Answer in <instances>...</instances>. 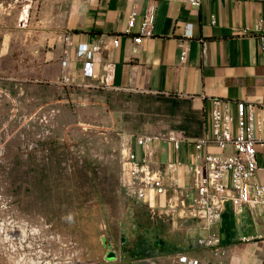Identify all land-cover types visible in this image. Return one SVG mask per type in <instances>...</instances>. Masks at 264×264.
<instances>
[{
  "label": "rangeland",
  "instance_id": "374dc122",
  "mask_svg": "<svg viewBox=\"0 0 264 264\" xmlns=\"http://www.w3.org/2000/svg\"><path fill=\"white\" fill-rule=\"evenodd\" d=\"M21 18V0H0V264H145L181 224L126 194L123 150L203 115L186 98L51 78L49 39L40 61L24 35L44 39L49 22Z\"/></svg>",
  "mask_w": 264,
  "mask_h": 264
},
{
  "label": "crops",
  "instance_id": "0c3cea01",
  "mask_svg": "<svg viewBox=\"0 0 264 264\" xmlns=\"http://www.w3.org/2000/svg\"><path fill=\"white\" fill-rule=\"evenodd\" d=\"M132 12L134 23L126 33ZM21 16L23 27H36V20L42 17L49 22L44 39L41 29L24 30V35H37L33 41L39 49L34 58L40 61L44 54L41 44L49 39L51 78L68 76L73 83L90 87L176 96L192 102L193 109L205 118L203 132L182 136L179 147L170 140L156 142L153 166L168 180L170 164L176 163L180 192L189 202L197 196L192 167L201 164L207 150L220 151L214 145L197 147L198 140L210 134L213 100L229 101L233 114L235 102L243 100L253 105L255 121L264 118V51L257 30V23L264 19V0H202L200 7L190 6L186 0H21ZM145 19L151 23L153 36L137 44L134 37ZM189 25L191 37L185 35ZM98 42L101 50L94 57V76L87 78L77 47ZM185 48L188 53L182 58ZM61 59L68 61L66 68L61 67ZM256 136L264 137V131L257 130ZM134 149L139 157L143 155L141 146L134 144ZM257 160L256 180L264 184L263 152H258ZM172 196V190L157 196L151 209L177 216L181 225L167 228L171 239L161 242V251L150 250L145 264H190L181 261L182 256L197 259L198 264H264V205L236 213L226 202L220 222L208 229L202 219L185 210L170 211L167 203ZM211 233L220 236L225 254H215L198 243ZM247 236L252 239L243 241Z\"/></svg>",
  "mask_w": 264,
  "mask_h": 264
},
{
  "label": "built area",
  "instance_id": "2783aa9c",
  "mask_svg": "<svg viewBox=\"0 0 264 264\" xmlns=\"http://www.w3.org/2000/svg\"><path fill=\"white\" fill-rule=\"evenodd\" d=\"M192 7H200L202 0H186ZM135 19V12L129 18L126 33L131 32ZM215 20L213 19V23ZM257 30L261 40V49L264 51V19L257 23ZM186 36L191 37V25L187 27ZM153 36L151 23L145 19L138 29L134 42L140 44L144 39ZM65 40H70L65 36ZM70 42V41H69ZM116 46L119 42L116 40ZM101 50L100 42L89 45L80 43L77 47L78 56L84 58L83 74L87 78L94 76V57ZM185 48L182 58L187 56ZM62 67L68 66V61L63 59ZM64 84L71 85L73 81L68 76H62ZM236 114L231 111V103L224 99H214L211 113L210 134L198 140L197 147L203 145L217 146L220 151L207 150L203 155L201 164H195L194 185L197 196L192 202L188 196L180 192L182 185L177 172V164H170V176L155 169L157 161L154 144L161 140H170L179 147L183 135L172 132L168 135L158 136L153 134L139 135L135 142L123 150L124 162V188L128 196L146 203L149 207L155 206L157 196L173 191L167 206L170 211L185 210L192 217L202 219L208 229H212L222 218L224 205L229 202L236 213L243 212L248 207L264 205V184L256 180L258 171V152L264 153V137L256 136V131H264V118L255 121L253 105L243 100L235 102ZM236 125V128H235ZM134 144L143 148V155L138 157ZM260 147V149H259ZM250 237H243L249 241ZM202 246L212 248L215 254H225L221 249L220 236L211 233L208 237L199 239ZM181 261L198 264L197 259H188L182 256Z\"/></svg>",
  "mask_w": 264,
  "mask_h": 264
},
{
  "label": "trees",
  "instance_id": "16d2710c",
  "mask_svg": "<svg viewBox=\"0 0 264 264\" xmlns=\"http://www.w3.org/2000/svg\"><path fill=\"white\" fill-rule=\"evenodd\" d=\"M204 124H205V118L203 116V121L201 122V125H200L199 129H196L197 130L196 132L194 130L193 131H190L188 129V126L184 125L183 128H182L183 131H184V135L186 137H193L194 135L201 134L203 132V129H204ZM149 254H150V252H149ZM149 254L147 253L146 255H149Z\"/></svg>",
  "mask_w": 264,
  "mask_h": 264
},
{
  "label": "water",
  "instance_id": "95a60500",
  "mask_svg": "<svg viewBox=\"0 0 264 264\" xmlns=\"http://www.w3.org/2000/svg\"><path fill=\"white\" fill-rule=\"evenodd\" d=\"M108 257H109V258H112V257H115V255H114V254H111V253L109 252Z\"/></svg>",
  "mask_w": 264,
  "mask_h": 264
}]
</instances>
